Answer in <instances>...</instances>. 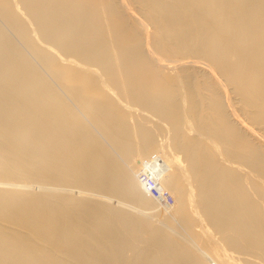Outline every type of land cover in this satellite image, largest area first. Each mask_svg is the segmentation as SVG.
Here are the masks:
<instances>
[{"label": "bare ground", "instance_id": "6f19581e", "mask_svg": "<svg viewBox=\"0 0 264 264\" xmlns=\"http://www.w3.org/2000/svg\"><path fill=\"white\" fill-rule=\"evenodd\" d=\"M0 264H264V0H0Z\"/></svg>", "mask_w": 264, "mask_h": 264}, {"label": "built area", "instance_id": "2783aa9c", "mask_svg": "<svg viewBox=\"0 0 264 264\" xmlns=\"http://www.w3.org/2000/svg\"><path fill=\"white\" fill-rule=\"evenodd\" d=\"M140 179L143 181L147 190H149L154 197L167 204H173V196L160 189L157 179L151 174V172L142 171L140 173Z\"/></svg>", "mask_w": 264, "mask_h": 264}, {"label": "rangeland", "instance_id": "374dc122", "mask_svg": "<svg viewBox=\"0 0 264 264\" xmlns=\"http://www.w3.org/2000/svg\"><path fill=\"white\" fill-rule=\"evenodd\" d=\"M160 137H163L162 135H158V139L161 140L162 138ZM171 194V193H170ZM173 196V195H172Z\"/></svg>", "mask_w": 264, "mask_h": 264}]
</instances>
